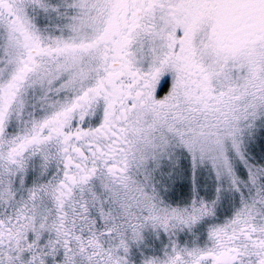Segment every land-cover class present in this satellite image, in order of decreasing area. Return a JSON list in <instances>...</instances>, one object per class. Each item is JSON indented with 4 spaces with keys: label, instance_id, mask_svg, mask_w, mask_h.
<instances>
[{
    "label": "snow or ice",
    "instance_id": "6c2138e0",
    "mask_svg": "<svg viewBox=\"0 0 264 264\" xmlns=\"http://www.w3.org/2000/svg\"><path fill=\"white\" fill-rule=\"evenodd\" d=\"M0 264H264V0H0Z\"/></svg>",
    "mask_w": 264,
    "mask_h": 264
}]
</instances>
